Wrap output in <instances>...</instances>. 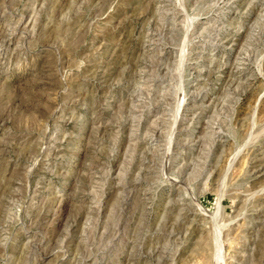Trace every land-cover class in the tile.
<instances>
[{"label": "rangeland", "instance_id": "rangeland-1", "mask_svg": "<svg viewBox=\"0 0 264 264\" xmlns=\"http://www.w3.org/2000/svg\"><path fill=\"white\" fill-rule=\"evenodd\" d=\"M0 264H264V0H0Z\"/></svg>", "mask_w": 264, "mask_h": 264}]
</instances>
